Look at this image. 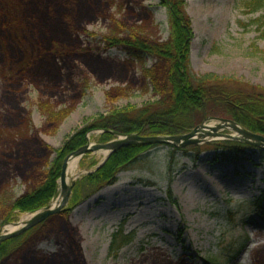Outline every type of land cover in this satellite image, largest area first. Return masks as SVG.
Masks as SVG:
<instances>
[{"label":"rangeland","instance_id":"obj_1","mask_svg":"<svg viewBox=\"0 0 264 264\" xmlns=\"http://www.w3.org/2000/svg\"><path fill=\"white\" fill-rule=\"evenodd\" d=\"M6 1L14 8V16L3 12L4 1L0 0V69L12 66L13 59L23 55L40 72L42 57L40 53L30 52V42L39 40L46 25L59 28L58 19L49 18L46 6L52 4L57 12H61L62 6L57 4L58 0ZM94 1L101 3V12L85 2L88 8L81 3L77 11L79 19L90 20L85 24L88 33L79 34V42L90 49L91 59L76 61L77 67L72 68L77 87L84 90L81 100L56 107L68 110L69 114L62 121L51 123L41 106L46 97L31 85L28 95L23 94L26 98L23 106L30 112L36 135L53 151L98 116L115 108H142L157 99L143 73L155 59L146 55L139 59L121 48L105 47L104 37L113 30L109 19L120 20L129 14L130 6L125 4L126 0H115L120 8L105 9L109 0ZM134 1L141 4H133L136 12H148L145 15L151 19L145 34L152 39L167 40L166 8L159 5V0ZM183 1L193 34L189 54L194 72L233 77L264 89V60L252 54L253 47L264 48V39L258 38L257 25L250 23L264 15V8L248 12L243 6L247 0ZM32 14L37 19L36 25L28 20ZM53 17L58 18L54 14ZM93 69H98L97 73ZM24 76L27 79V69ZM2 87L0 75V97ZM111 88H124L126 97L109 102L105 92ZM204 116L199 114L194 118L195 123L177 135L222 119ZM200 130L197 128L195 133H202ZM221 132L234 134L229 128ZM106 133L110 135L104 138ZM83 135L90 144L122 137L98 128H91ZM33 137L29 138L31 143ZM206 138L209 141V136ZM208 141L183 147L154 145L136 165L118 172L116 183L103 187L70 210L67 233H64L66 225L57 226L42 240L34 245L30 243L22 254H14L8 264H49L52 256L77 260L81 254L78 246L86 264H163L164 261L166 264H264V160L257 151L262 147L251 145L253 148L247 150L249 155L237 162H215L217 151L205 146ZM221 142L240 143L220 140L218 144ZM193 147H201L202 151L195 152ZM172 149H175L173 157ZM99 152L105 151L76 158L79 168L71 180H79L99 168L105 158ZM54 158L55 153L50 161ZM25 188L20 176L14 175V169L0 163V207L14 201ZM258 200L263 211L255 204ZM65 207L68 209L69 205ZM23 215L28 213H18L9 221L3 214L0 232L17 224ZM118 230L129 235L130 240L119 250H111V236Z\"/></svg>","mask_w":264,"mask_h":264},{"label":"trees","instance_id":"obj_2","mask_svg":"<svg viewBox=\"0 0 264 264\" xmlns=\"http://www.w3.org/2000/svg\"><path fill=\"white\" fill-rule=\"evenodd\" d=\"M3 1L4 3H1L3 12L9 16L12 13L14 16L11 3ZM58 1L57 4L62 6L61 12L55 11L52 4H48L46 13L49 18L58 19L59 28L52 29L46 25L39 40L33 39L34 41L30 42V52L34 55L41 54L42 70L38 72L23 55L17 60L13 59L12 66L0 69V75L3 77L0 97V163L10 170L13 168L14 175L20 176L26 187L25 192L14 201L0 207V220H3L1 217L4 214L6 219L12 221L18 213H30L50 203L57 192V179L63 159L86 143L83 134L91 128L123 135L129 133L177 135L189 128L193 122L195 123L197 119L194 118L202 114L205 115L204 117L220 116L233 120L247 130L264 136L263 88L233 77L218 76L214 73H195L192 69L189 48L193 34L183 0H159V5L166 8L169 27V36L164 42L145 34L151 19L146 16L148 12L138 13L134 9L133 4L141 5L140 2L126 0L125 4L130 6L129 14L120 20L109 19L113 30L104 37L105 47L106 49L123 48L131 56L139 59L142 58L140 56L142 53L153 56L155 62L152 66L144 68L143 73L151 83L157 99L142 108L132 106L115 108L106 115L98 116L91 123L77 130L64 141L59 150L54 152L36 135L31 125L30 112L23 106L26 99L23 94L28 95V86L31 85L41 96L46 97L41 101V106L51 123L62 121L69 114L68 110H58L56 107L65 102L76 104L81 100L84 90L77 87L78 83L74 81L72 68L77 67L76 60L91 59L90 49L82 47L79 42V34L88 33L85 24H89L90 20L87 17L79 19L77 11L81 3L85 5L84 2L91 4L93 6L91 9L95 8L100 12L102 9L101 3H96L94 0ZM105 6V9L120 8L115 0H109ZM243 6L248 12H258L264 8V0H247ZM53 14L58 18L53 17ZM263 17L262 14L250 21L257 25L258 38L261 39H264ZM28 20L35 25L37 23L34 14L28 15ZM11 24L14 25L15 21H11ZM20 44L23 45L21 42ZM24 50L28 51L27 48ZM253 50L252 54L264 60V48L253 47ZM1 64L4 65L5 62ZM26 69L27 79L24 76ZM93 70L96 73L98 71V69ZM124 97H126L124 88H111L105 92V99L109 102ZM109 135L106 133L103 137L107 138ZM30 137L34 138V142L31 143ZM153 146L128 145L111 153L99 168L75 181L68 209L49 217L23 234L2 242L0 264H8L14 254L18 253L17 256L22 254L30 243L34 245L42 240L46 233L52 232L57 226L66 225L64 233H67L70 210L103 187L114 184L118 172L136 165L144 152ZM210 147L218 151L214 156L215 162H234L247 155V150L252 146L244 143L221 142ZM193 148L195 152L202 151L199 147ZM257 151L261 154V159H264V149L259 148ZM53 153L55 158L50 161ZM174 154L175 149H172L170 156L173 157ZM172 163L169 169L172 168ZM119 228H122V224ZM129 240V235L118 230L111 236L110 248L111 250L115 248L117 251ZM77 249L82 254L79 246ZM77 260L52 256L49 264H71L70 262Z\"/></svg>","mask_w":264,"mask_h":264},{"label":"water","instance_id":"obj_3","mask_svg":"<svg viewBox=\"0 0 264 264\" xmlns=\"http://www.w3.org/2000/svg\"><path fill=\"white\" fill-rule=\"evenodd\" d=\"M218 121L219 122L216 124L217 126L214 127L216 129H213V130H218V129L221 130V129L229 128L233 130L236 133V135L222 133L220 135H223V136L216 137L219 134L215 133L216 136H214L213 132L211 133L209 132L206 134L200 133V134H203L205 136H210L213 138H218L220 140L240 141L248 145L260 146L264 149V136L257 134V133H253L245 128H242L241 126H239L233 121H227L225 119H218ZM205 126L200 125L199 127H196L191 132L184 134V135L141 136L138 134H127V135H121L122 137L113 139L106 143H97V144L86 143L85 145L79 147L77 150L69 154L62 162L61 172H60V177H59L61 192H60V199L58 203L55 206H46L36 211L35 213L31 215V217L24 224L17 227L15 230L7 231L5 233L0 232V243L3 242L4 240L20 235L21 233L25 232L31 227L43 222L49 216L59 213L65 207V205L67 204L69 200L72 186L74 185V181L68 184L65 178V172L67 170L68 161L70 159L79 158L86 153H91V152L98 151V150L107 151L109 155V153L115 150H118L124 146L133 145V144H143V145H154V144H166L167 145L169 144L174 147L175 146L183 147V146L198 143V140L195 139V137L199 136L200 134H197L195 132L197 128L198 129L201 128L202 130L204 129ZM115 135H119V134H115Z\"/></svg>","mask_w":264,"mask_h":264},{"label":"bare ground","instance_id":"obj_4","mask_svg":"<svg viewBox=\"0 0 264 264\" xmlns=\"http://www.w3.org/2000/svg\"><path fill=\"white\" fill-rule=\"evenodd\" d=\"M216 126H217L216 124H208L200 132H202L204 134L209 133V132L210 133L213 132V135L214 136H216L215 133L219 134L216 137L223 136V135H220V134L223 133L221 131L224 130V129H221V130H219V129L218 130H213V129H216V128H214ZM234 134L236 135L235 132H234ZM98 151H100V150H98ZM99 153H101L100 155H103V156H106L107 155V152H99ZM78 168L79 167H78L77 159H70L68 161L67 170L65 172V178H66V182L68 184H70L73 181V180H71V178H73V176H75L77 174ZM58 201H59V195L57 196V198H55L52 201V206H55L58 203ZM30 217H31V215H23L20 218V221L17 224L7 226L6 231L15 230L17 227H19L22 224H24ZM159 261L161 262L163 260L161 259ZM70 263L71 264H86L85 257L83 256V254H81V257L76 262H70ZM64 264H66V263H64ZM163 264H166V262L164 261ZM176 264H185V263L177 262Z\"/></svg>","mask_w":264,"mask_h":264},{"label":"flooded vegetation","instance_id":"obj_5","mask_svg":"<svg viewBox=\"0 0 264 264\" xmlns=\"http://www.w3.org/2000/svg\"><path fill=\"white\" fill-rule=\"evenodd\" d=\"M160 41V40H159ZM166 41V40H165ZM160 42H164V41H160ZM106 44V43H105ZM121 49H123V48H121ZM124 50V49H123ZM125 51V50H124ZM125 52H127V51H125ZM127 54L128 55H130L128 52H127ZM144 55H146V56H150V57H153V56H151V55H149V54H146V53H142V54H140V56L141 57H144ZM131 56V55H130ZM133 57V56H132ZM154 58V57H153ZM155 59V58H154ZM84 60V59H83ZM61 61H62V59H61ZM76 61H79V60H76ZM80 61H82V58H81V60ZM79 61V62H80ZM155 62V61H154Z\"/></svg>","mask_w":264,"mask_h":264}]
</instances>
